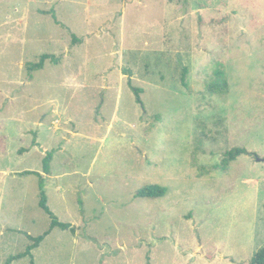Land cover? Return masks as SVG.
Returning a JSON list of instances; mask_svg holds the SVG:
<instances>
[{
    "label": "rangeland",
    "instance_id": "rangeland-1",
    "mask_svg": "<svg viewBox=\"0 0 264 264\" xmlns=\"http://www.w3.org/2000/svg\"><path fill=\"white\" fill-rule=\"evenodd\" d=\"M43 53L59 61L30 69ZM219 69L229 88L212 93ZM236 146L256 154L224 166ZM37 172L76 231L54 228L35 264H250L264 246V0H0V264L50 229ZM153 184L166 194L136 196Z\"/></svg>",
    "mask_w": 264,
    "mask_h": 264
},
{
    "label": "trees",
    "instance_id": "trees-1",
    "mask_svg": "<svg viewBox=\"0 0 264 264\" xmlns=\"http://www.w3.org/2000/svg\"><path fill=\"white\" fill-rule=\"evenodd\" d=\"M170 1H174V0H170ZM43 13H51L54 20L56 22H60L58 20L57 14L55 9H50V10H43L41 11ZM47 60L50 61H54V62H58V57H56V55L53 56V54L50 53H43L40 56V61L34 64H31L29 67L30 69L34 70V69H41L44 67L45 63L47 62ZM187 69H185L186 71ZM131 77V76H130ZM129 84L132 87V89L135 91L136 94V101L141 104L142 106H144V101L142 99L141 94L143 93L144 89L139 87V86H135L131 79H129ZM229 85H228V81L226 79V76L224 74V71H222V69L217 70L216 72V79L211 82L209 84V90L213 93V92H219V93H224V91H228ZM34 146L35 145H39V143L34 140L33 142ZM242 154H256L251 152L250 150H248L246 147H242V146H236L234 148H231L229 151H227L224 154V157L222 159V163H224V166H226L227 164H229L231 161L236 160L239 156H241ZM53 159V152H47L44 159H43V171L45 172V174H50L51 173V162ZM30 172V171H28ZM37 174L40 177V183H39V187H40V201L39 204L40 206L50 215L52 221H51V226L50 229L47 230L44 234L39 235L34 237L33 235L27 233V236L29 237V239H31L33 241L32 244L27 245L26 249L23 252H20L16 255H11L8 258L7 264H10L11 261L15 260V259H20L22 257L25 256H31L32 264H35L34 261V254H33V249L37 248L41 242L46 238V236L56 227H60L64 230L66 229H72L73 232L76 231V228L69 222H63L60 220V218L52 211V209L49 206L48 203V197H47V193L45 191V177L44 174L37 172ZM168 188H166L165 186L159 185V184H153L150 186H146L140 190L137 191L136 196L138 197H149V198H157V197H162L164 194H166ZM250 264H264V246L261 247L257 252L254 253V255L252 256V258L249 261Z\"/></svg>",
    "mask_w": 264,
    "mask_h": 264
},
{
    "label": "water",
    "instance_id": "water-1",
    "mask_svg": "<svg viewBox=\"0 0 264 264\" xmlns=\"http://www.w3.org/2000/svg\"><path fill=\"white\" fill-rule=\"evenodd\" d=\"M260 160H261V158H260Z\"/></svg>",
    "mask_w": 264,
    "mask_h": 264
}]
</instances>
